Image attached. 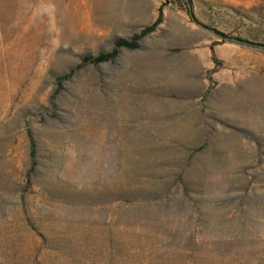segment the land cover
I'll use <instances>...</instances> for the list:
<instances>
[{"label":"rangeland","instance_id":"1","mask_svg":"<svg viewBox=\"0 0 264 264\" xmlns=\"http://www.w3.org/2000/svg\"><path fill=\"white\" fill-rule=\"evenodd\" d=\"M30 1L0 0V264H264V0Z\"/></svg>","mask_w":264,"mask_h":264},{"label":"trees","instance_id":"2","mask_svg":"<svg viewBox=\"0 0 264 264\" xmlns=\"http://www.w3.org/2000/svg\"><path fill=\"white\" fill-rule=\"evenodd\" d=\"M186 5H187V12L189 13L190 16H194L193 15V6H192V3L190 0H187L186 2ZM162 22V15L161 17L154 23L152 24L151 26H148L146 28H143L141 30V32L137 33L136 35H134L131 39H125V38H119V39H116L114 41V47L113 49L110 51V52H102L100 53L99 55L97 56H92V55H87L83 58V65H99L101 63H105V62H109V61H114L121 49L123 48H127V49H131V50H134V49H138L140 47V41L148 36L149 34L153 33L157 27L160 25V23ZM237 41H240L242 42L240 39H236ZM242 43H246V44H249L251 46H256L254 45L253 43H247V42H242ZM260 46H263L264 45H260ZM75 71L72 70L68 75L64 76V77H61L58 79V83H60V87H61V83L70 78L73 73ZM60 91L59 89L56 91L58 92ZM34 151V150H33Z\"/></svg>","mask_w":264,"mask_h":264},{"label":"bare ground","instance_id":"3","mask_svg":"<svg viewBox=\"0 0 264 264\" xmlns=\"http://www.w3.org/2000/svg\"><path fill=\"white\" fill-rule=\"evenodd\" d=\"M40 6L41 5H39L38 2H36V0H31L30 4H29V8L28 9L26 8L21 14V17L23 18L22 22L23 23H28L30 25L33 22H35L36 20H40V15L42 13ZM52 18H53V16L50 17V19H52ZM62 18H63V20H66V18H70V16H65V17L63 16ZM102 19H103V15L101 16L100 20H102ZM51 30H52V28H51ZM52 41H54V33H53V31L48 32L46 34L45 41L43 42V43L46 44L47 50H48V48L52 47L51 46L52 45ZM49 52H51V51H49ZM89 159H90V162H92L91 169L93 167L94 170H96V169L100 170V168H101L100 166H101V162H102L101 161L102 160V154L99 151L95 152L94 155L92 157H90ZM74 162H76V161H74Z\"/></svg>","mask_w":264,"mask_h":264}]
</instances>
